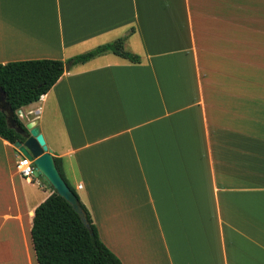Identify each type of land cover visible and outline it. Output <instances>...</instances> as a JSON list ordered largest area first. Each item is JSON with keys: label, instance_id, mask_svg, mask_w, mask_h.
Masks as SVG:
<instances>
[{"label": "crops", "instance_id": "1", "mask_svg": "<svg viewBox=\"0 0 264 264\" xmlns=\"http://www.w3.org/2000/svg\"><path fill=\"white\" fill-rule=\"evenodd\" d=\"M194 9L191 0H0V63L66 61L122 37L141 56L69 65L17 111L41 127L123 264H264V146L224 129L238 119L214 108L224 101L205 85L215 75L200 61ZM17 154L0 136V242L26 235L32 264L35 210L53 190L27 185Z\"/></svg>", "mask_w": 264, "mask_h": 264}, {"label": "rangeland", "instance_id": "2", "mask_svg": "<svg viewBox=\"0 0 264 264\" xmlns=\"http://www.w3.org/2000/svg\"><path fill=\"white\" fill-rule=\"evenodd\" d=\"M191 3L195 7L200 61L203 69L210 71L211 77L215 75L212 85L207 82L205 85L211 87V97H221L225 102L217 103L214 108L218 113L228 108V113L238 119L237 127L228 125L224 129L242 130L240 134L245 133L237 141L235 138L228 140L243 141L245 145L248 141L249 144L252 142L263 147L264 0H191ZM215 145L219 146L218 141ZM33 178V183L23 180L27 185L33 184L30 185L32 189H41L44 183L51 188L38 171ZM98 231L101 235L100 229ZM14 237L21 247L19 242L11 244L9 239L0 242V264H9V261L11 264H30L28 255L31 250L25 247V243L28 244L27 236L19 233ZM4 246L13 249V258H2ZM136 255L143 259V250H137ZM35 262L32 264H38Z\"/></svg>", "mask_w": 264, "mask_h": 264}, {"label": "trees", "instance_id": "3", "mask_svg": "<svg viewBox=\"0 0 264 264\" xmlns=\"http://www.w3.org/2000/svg\"><path fill=\"white\" fill-rule=\"evenodd\" d=\"M106 52H113L135 63L141 61L140 55L126 50L125 37H122L66 61L29 59L0 63V87L5 90L6 100L15 111L13 118L17 126L28 131L17 111L23 106L40 100L48 93L69 65L85 63ZM0 136L12 144L25 140L21 133L9 125L8 115L2 110H0ZM55 159L65 177L62 159L60 157ZM69 185L77 193L75 187L70 183ZM52 190L50 196L36 208L31 229L37 263L123 264L101 239L91 213L80 196L78 195L90 227L84 223L80 214L65 198L60 196L53 187Z\"/></svg>", "mask_w": 264, "mask_h": 264}, {"label": "water", "instance_id": "4", "mask_svg": "<svg viewBox=\"0 0 264 264\" xmlns=\"http://www.w3.org/2000/svg\"><path fill=\"white\" fill-rule=\"evenodd\" d=\"M7 94L0 87V110L8 115L9 125L21 133L25 140H19L14 145L30 159L34 160L38 172L50 183L54 190L65 198L78 212L84 223L90 227L85 210L83 209L78 194L71 188L61 171L59 170L54 151L49 147L39 125L28 124V131L17 126L13 116L15 111L7 102Z\"/></svg>", "mask_w": 264, "mask_h": 264}, {"label": "built area", "instance_id": "5", "mask_svg": "<svg viewBox=\"0 0 264 264\" xmlns=\"http://www.w3.org/2000/svg\"><path fill=\"white\" fill-rule=\"evenodd\" d=\"M16 167L23 179L29 183L34 182V173L38 171L35 162L19 150L17 154Z\"/></svg>", "mask_w": 264, "mask_h": 264}, {"label": "bare ground", "instance_id": "6", "mask_svg": "<svg viewBox=\"0 0 264 264\" xmlns=\"http://www.w3.org/2000/svg\"><path fill=\"white\" fill-rule=\"evenodd\" d=\"M4 253H6V258L9 260L10 258H13L14 256H12V254L13 255H15V252L13 251V249L12 248H10V247H6V248H2V254H4ZM9 264H11V263H9Z\"/></svg>", "mask_w": 264, "mask_h": 264}]
</instances>
